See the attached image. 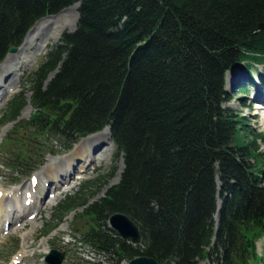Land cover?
I'll use <instances>...</instances> for the list:
<instances>
[{
	"label": "trees",
	"instance_id": "16d2710c",
	"mask_svg": "<svg viewBox=\"0 0 264 264\" xmlns=\"http://www.w3.org/2000/svg\"><path fill=\"white\" fill-rule=\"evenodd\" d=\"M70 6L77 9L75 29L29 77L32 114L18 121L27 92L17 94L0 127L15 122L11 133L23 131L27 146L44 137L71 145L108 127L123 170L117 184L83 208L87 226L78 242L111 264L140 256L259 264L264 135L226 106L225 78L234 68L253 80V68L264 66V0H0V61L37 20ZM17 141L4 140L11 151L0 165L26 174L33 159ZM99 181L79 193L93 194ZM76 198L86 205L79 195L61 203L46 234L80 205ZM114 213L135 223L139 245L107 228Z\"/></svg>",
	"mask_w": 264,
	"mask_h": 264
},
{
	"label": "rangeland",
	"instance_id": "374dc122",
	"mask_svg": "<svg viewBox=\"0 0 264 264\" xmlns=\"http://www.w3.org/2000/svg\"><path fill=\"white\" fill-rule=\"evenodd\" d=\"M76 22L77 9L75 6H70L64 8L56 15L40 18L27 30L16 49L18 51L26 39L29 38L33 40L34 53L32 51L27 54V62L22 67L10 70L9 79H13V77L18 78V85L9 89L5 99L0 102V116L7 102L13 96L27 92L25 95L26 106L21 111L18 121H26L30 117L33 109L29 104V77L39 66L48 49L59 41L62 34L72 32L76 26ZM41 25L42 27L37 30V27ZM36 30L38 31L37 33H35ZM39 35L41 36L38 37ZM42 39V47L36 51ZM17 51L14 53L7 52L0 61V65L8 55H16ZM17 60L19 61V59ZM259 73L264 77V66L253 68V80H248L244 72L236 69L229 71L225 78V90L231 100L226 106L235 110L243 118L242 121L253 134L261 133L264 135V111L257 108L260 102L255 97V95H264V85L259 83L263 80L257 78ZM52 77V74L48 75L44 83L47 84ZM3 85L6 88L8 86V84L4 83ZM14 124L15 122L0 127V163L3 162L4 158L11 151L10 146H4L3 144L4 140L8 139L9 136L12 139L18 140L17 148L20 150L24 148V151H30L28 154L32 156L33 162L26 174H21L18 170L5 169L0 165V193L8 194L14 189H19L20 192V189H23L25 186L29 187L32 180L39 181V177H42L41 174L46 172V165H49V169L52 166L59 165L60 158L71 154L80 145L93 148L94 144H96L99 147L91 152L92 157H94L93 163L85 164L82 166L83 168L80 167L81 163H75L77 173L75 170L73 176L66 178V180H60L59 177L51 178V188L42 202H45V206L42 207V205L40 206V202H37L35 207H41V210L35 209L32 211L34 217H28L26 222L18 223V225L9 229L4 226V231H0V264H12V262L13 264H46L44 257L49 253L50 249L64 253L65 258L62 264H111L108 263L109 261L105 256L78 242L81 232L87 226L85 218L79 217L83 208L102 198L106 190L117 184L121 177L123 163L121 160L115 162L114 146L110 142V138L108 137V141L105 132H98L85 137L74 138V143L70 145L61 137H44L38 140L33 139L36 143H30L31 146H27V141L23 139V131H20L17 127L15 134L11 133ZM20 142H22L23 146ZM256 144L259 145V143ZM259 151L264 157V148L261 147ZM37 155L38 157L35 158ZM36 160L37 162L34 164ZM98 178L100 181L93 189V194L88 195L90 193L88 189L85 190V193H79L82 188L84 190V185ZM31 187L33 186L31 185ZM65 187H69V189L64 192L63 189ZM38 194L41 195L42 191L38 190ZM78 195L86 198V205L82 206L80 199L76 198L80 205L75 210L67 214L64 213L57 227L46 234L48 226H52L57 221H53L56 208L67 199L75 198ZM16 215L18 214L16 213ZM105 224L107 226V222ZM14 250H17L16 253L10 256V252ZM256 255L258 259L260 258L258 260L259 264H264V237L256 243ZM119 264L127 263L121 262ZM199 264L209 263L199 262Z\"/></svg>",
	"mask_w": 264,
	"mask_h": 264
},
{
	"label": "bare ground",
	"instance_id": "6f19581e",
	"mask_svg": "<svg viewBox=\"0 0 264 264\" xmlns=\"http://www.w3.org/2000/svg\"><path fill=\"white\" fill-rule=\"evenodd\" d=\"M41 27L42 25L40 27L38 26L37 30ZM37 30L35 31V33L38 32ZM40 36L41 35H39L38 37ZM32 41V39L27 38L26 41L22 44V46L18 49L17 53H15L16 55H8L0 65V102L5 99V96L8 94L9 89H12L13 87L18 85V78L13 77V79H9V75L11 74L10 70L19 69L24 65V63L27 62V54L31 53L34 49ZM40 44L41 46H39ZM40 44L38 45L36 51L39 50L40 47H42L43 39L41 40ZM17 59H19V61ZM3 83L8 84L7 88L3 85ZM255 97L260 102L258 103L257 108L262 109V111H264V95H255ZM102 132L106 133V139L109 141V136L107 133L108 131L105 129ZM99 142H101V140H99ZM98 147L99 145L96 144H94L93 148L80 145L71 154L65 155L64 157L60 158L59 165L52 166L51 169L48 168L49 165H46V172L41 174L42 177H39V181L37 180L33 187H31V185L29 187L25 186L23 189H20V192L19 189H14L8 194L1 192L0 231L3 230L4 226L9 229L18 225V223L26 222L28 217H34L32 211H34L35 209H38V211L41 210V207L37 208L35 207V204L37 202H40V206H45V202H42L45 196H47V192L51 188V178L59 177L60 180H66V178H69L70 176H73L75 174V170L77 173V169H75V163H81V168H83L82 166H84L85 164L93 163L94 157H92L91 152H93V150L97 149ZM68 189L69 187H65L63 191L65 192ZM38 190L42 191L41 195L38 194ZM37 195L39 196L38 198ZM6 201L7 203H5ZM219 204L220 203L218 202V206ZM16 213L18 215H16Z\"/></svg>",
	"mask_w": 264,
	"mask_h": 264
},
{
	"label": "water",
	"instance_id": "95a60500",
	"mask_svg": "<svg viewBox=\"0 0 264 264\" xmlns=\"http://www.w3.org/2000/svg\"><path fill=\"white\" fill-rule=\"evenodd\" d=\"M17 49L12 47L9 49V53L16 52ZM85 134L80 135V137H85ZM108 227L114 231L118 237L124 241H128L131 245L136 246L140 243V235L138 232V227L133 223L127 216L115 213L110 216L108 220ZM64 253H60L56 250H50L48 255L45 257L46 264H62L64 260ZM128 264H160L156 260L150 257H137L130 261ZM161 264H171L170 261H165Z\"/></svg>",
	"mask_w": 264,
	"mask_h": 264
}]
</instances>
